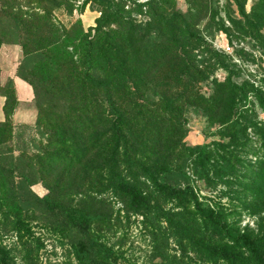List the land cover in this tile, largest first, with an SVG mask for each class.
Here are the masks:
<instances>
[{
	"label": "trees",
	"instance_id": "1",
	"mask_svg": "<svg viewBox=\"0 0 264 264\" xmlns=\"http://www.w3.org/2000/svg\"><path fill=\"white\" fill-rule=\"evenodd\" d=\"M229 1L245 19L264 22V0L248 15L244 0ZM185 6L182 11L177 0H0V47H21L17 74L32 87L37 110L24 142L31 150L15 148L13 142L22 138L17 130L25 127L11 121L17 104L13 83L0 84L6 99L0 122V236L30 231L23 215L29 209H6L17 197L13 191L75 173L96 187L105 181L134 210L154 201L164 219L197 216L204 232L222 234L232 245L205 238L195 252L198 260L184 264H264V217L257 233L235 230L228 222L263 213L264 198L253 206L242 201L239 210L227 212L223 189L218 203L202 204L187 181L191 173L207 185L214 180L228 185L225 181L244 173L241 178L247 176L249 188L257 191L254 201L264 195V122L246 106L249 90L226 80H215L207 98L200 90L224 62L223 55L202 47L199 24L208 19L206 29L227 30L215 22L212 0H185ZM87 7L99 14L94 27L62 20ZM257 101L264 108V98ZM196 108L217 128L219 140L185 144L186 114ZM163 196L171 200L168 211L157 199L165 201ZM69 219L88 224L87 218ZM5 248L0 243V264L10 262ZM76 260L120 264L112 248L83 242Z\"/></svg>",
	"mask_w": 264,
	"mask_h": 264
},
{
	"label": "rangeland",
	"instance_id": "2",
	"mask_svg": "<svg viewBox=\"0 0 264 264\" xmlns=\"http://www.w3.org/2000/svg\"><path fill=\"white\" fill-rule=\"evenodd\" d=\"M212 1L217 9L215 22H220V25L223 23L227 31L217 32L213 30L215 25L212 24L211 29H206L208 19H203L199 29L206 45L202 47L223 55L224 67L217 68L208 81L200 84L201 94L209 97L215 80L230 81L238 88H246L249 90L246 106L253 112L252 117L256 116L264 122V108L257 101V96L264 98V22L245 19L235 3L229 0ZM258 1L244 0L246 15L251 14ZM177 4L182 11L185 10V0H177ZM89 10L87 7L82 14L74 13L70 19L63 16L62 20H79L86 30L95 26V19L99 16L97 12ZM186 116V145L194 147L219 140L217 128L208 124L202 108L192 109ZM24 127L17 130L22 138L13 143L17 149L30 151L24 142H27L31 131ZM249 159L254 160L251 157ZM244 160L246 164L248 160ZM243 175L240 173L225 181L228 185L217 180L207 185L191 173L187 181L202 204L218 203L219 191L223 189L226 196L221 203L229 212L239 210L236 206L241 207L242 201L253 206L264 198V195H258V201H254L252 196L257 191L254 187L249 188L250 182L247 176L241 178ZM103 178L106 179V176L103 175ZM247 188L248 193L245 192ZM13 192L19 199L16 197L15 200L7 201L6 209L9 212L29 209L23 215L30 231H21V234L10 231L0 236V243L10 254L9 264H78L76 248L79 242L88 246L99 244L103 248H112L120 264L196 262L198 255L195 252L200 248L198 243L205 238L216 244L232 246L222 234L204 232L202 221L197 216L187 215L185 221L170 215L164 219V215H159L155 210L154 201L146 208L134 210L122 195L109 189L105 181L96 187L83 183L75 173L59 181L52 178L44 183L38 182L30 189L22 185ZM163 198L165 201L157 199L162 203V210L168 211L171 200L166 196ZM8 215L12 218L13 214ZM74 215L87 218L88 224L81 226L72 223L69 217ZM261 217H264V212L253 217H230L228 222L235 230L249 228L257 233V221ZM186 221L192 228L186 229L189 226Z\"/></svg>",
	"mask_w": 264,
	"mask_h": 264
},
{
	"label": "crops",
	"instance_id": "3",
	"mask_svg": "<svg viewBox=\"0 0 264 264\" xmlns=\"http://www.w3.org/2000/svg\"><path fill=\"white\" fill-rule=\"evenodd\" d=\"M21 60L20 46L4 44L0 47V84L6 86L9 81L13 83L17 101L11 116L13 125L33 127L37 119V110L33 104L32 87L17 74ZM5 101V97L0 95V122L5 120Z\"/></svg>",
	"mask_w": 264,
	"mask_h": 264
}]
</instances>
